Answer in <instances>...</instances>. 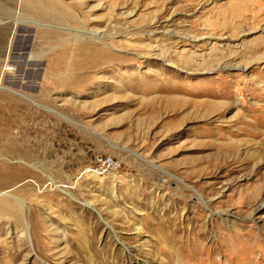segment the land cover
Masks as SVG:
<instances>
[{
	"label": "rangeland",
	"instance_id": "1",
	"mask_svg": "<svg viewBox=\"0 0 264 264\" xmlns=\"http://www.w3.org/2000/svg\"><path fill=\"white\" fill-rule=\"evenodd\" d=\"M0 202V264H264V0H0Z\"/></svg>",
	"mask_w": 264,
	"mask_h": 264
},
{
	"label": "built area",
	"instance_id": "2",
	"mask_svg": "<svg viewBox=\"0 0 264 264\" xmlns=\"http://www.w3.org/2000/svg\"><path fill=\"white\" fill-rule=\"evenodd\" d=\"M118 167L117 161L110 155L99 156L96 161L95 172L109 173Z\"/></svg>",
	"mask_w": 264,
	"mask_h": 264
},
{
	"label": "bare ground",
	"instance_id": "3",
	"mask_svg": "<svg viewBox=\"0 0 264 264\" xmlns=\"http://www.w3.org/2000/svg\"><path fill=\"white\" fill-rule=\"evenodd\" d=\"M16 24H18V20L16 21ZM92 33L95 36H99V33L97 31H92ZM9 69H13V68L10 67ZM19 93L24 96V97L23 96H21V97L26 98L27 100H31L34 97L33 95L35 94L34 92H29V91L28 92H19ZM3 204H4L3 202H0V206Z\"/></svg>",
	"mask_w": 264,
	"mask_h": 264
},
{
	"label": "water",
	"instance_id": "4",
	"mask_svg": "<svg viewBox=\"0 0 264 264\" xmlns=\"http://www.w3.org/2000/svg\"><path fill=\"white\" fill-rule=\"evenodd\" d=\"M14 39H15V34H13V36H12V38H11V43L13 44V42H14ZM12 48H14V47H12ZM26 50L28 49V48H25Z\"/></svg>",
	"mask_w": 264,
	"mask_h": 264
},
{
	"label": "crops",
	"instance_id": "5",
	"mask_svg": "<svg viewBox=\"0 0 264 264\" xmlns=\"http://www.w3.org/2000/svg\"><path fill=\"white\" fill-rule=\"evenodd\" d=\"M13 36V35H12ZM12 38V37H11ZM11 38H10V42H11Z\"/></svg>",
	"mask_w": 264,
	"mask_h": 264
}]
</instances>
